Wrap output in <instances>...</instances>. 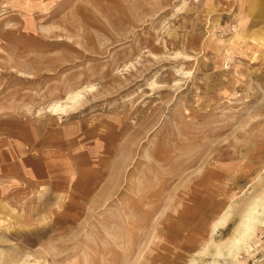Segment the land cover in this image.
<instances>
[{
    "label": "rangeland",
    "instance_id": "obj_1",
    "mask_svg": "<svg viewBox=\"0 0 264 264\" xmlns=\"http://www.w3.org/2000/svg\"><path fill=\"white\" fill-rule=\"evenodd\" d=\"M243 1L0 0V152L41 141L0 193V264H264V21Z\"/></svg>",
    "mask_w": 264,
    "mask_h": 264
},
{
    "label": "crops",
    "instance_id": "obj_2",
    "mask_svg": "<svg viewBox=\"0 0 264 264\" xmlns=\"http://www.w3.org/2000/svg\"><path fill=\"white\" fill-rule=\"evenodd\" d=\"M245 1H248L246 3ZM245 11L256 18L258 24L260 21H264V0H244ZM264 25V23H263ZM27 139H11V141L5 142L1 146L0 152V193L5 194L11 188V186L21 177L27 178L26 176L33 175L32 170L28 172L25 158L31 156L32 151L35 152L39 149V139L36 137H28ZM41 142V141H40ZM36 145V147H34ZM29 150V152H27ZM26 151V153H25ZM28 159V158H27ZM31 178L41 182L37 176ZM22 181V180H21ZM43 184V183H41ZM4 197V196H2ZM3 200H5L3 198Z\"/></svg>",
    "mask_w": 264,
    "mask_h": 264
},
{
    "label": "bare ground",
    "instance_id": "obj_3",
    "mask_svg": "<svg viewBox=\"0 0 264 264\" xmlns=\"http://www.w3.org/2000/svg\"><path fill=\"white\" fill-rule=\"evenodd\" d=\"M78 101H76V98H69L65 103L62 104H57L55 106H53L49 111H51L53 113V115H63L68 108L70 107V104H76ZM255 211L256 208L253 209L252 211L249 212L248 219L245 221V226H244V234L243 235H247L249 234L251 230V222L255 220Z\"/></svg>",
    "mask_w": 264,
    "mask_h": 264
}]
</instances>
